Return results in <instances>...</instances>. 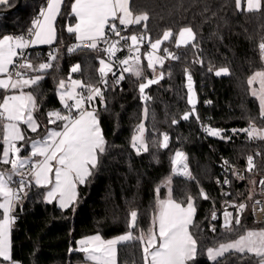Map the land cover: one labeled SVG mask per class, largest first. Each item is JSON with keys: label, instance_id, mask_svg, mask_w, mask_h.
<instances>
[{"label": "trees", "instance_id": "trees-1", "mask_svg": "<svg viewBox=\"0 0 264 264\" xmlns=\"http://www.w3.org/2000/svg\"><path fill=\"white\" fill-rule=\"evenodd\" d=\"M19 0H9L1 5L0 11L14 9ZM73 0H64L61 15L58 17L57 41L53 46L34 51L32 61L47 62L48 53L59 48L62 55L56 67L50 69L40 84L38 118L41 128L36 135L44 132L48 113L61 108L57 94L61 79L68 80L70 69L80 65L79 74L75 77L88 84L93 83L103 89L99 81V58L103 53L88 49L67 53V47L76 44L73 34L66 31L69 24H75L70 14ZM47 0H22L20 9L5 17H0V38L4 35H23L32 26V21L39 16ZM133 15L148 17L140 25H131L133 33L145 31L151 40L163 36L170 30L173 35L164 42L175 52L178 60L166 59L163 68L157 74L147 72L143 78L131 73H124L125 78L113 88L112 73L108 74L110 87L105 92L107 110L97 99L99 119L107 151L99 157L98 168L89 182L79 185L78 198L74 206L61 209L56 203L45 201V188L33 186L27 189V196L17 205L18 220L12 232L13 260L20 264H83L85 254L76 248L77 240L99 234L104 239H111L125 234L130 220V212H138V229L147 232L153 226L156 193L160 188V198H164L167 189L165 181H171L172 195L183 200L187 195L195 198L196 216L191 232L198 240V257L196 264H213L207 257V248L219 242L234 240L244 230L257 226L250 216L243 220L242 227L236 233L226 237L224 229L212 232L208 227L212 204L218 202V191L214 179L219 176V162L228 159L234 164L242 165L249 156L258 155L264 162V140L249 139L247 134L235 129H245L254 123L264 127L260 117V106L251 95L249 78L259 70H264V57L259 45L264 42V3L260 10L248 11L245 4L237 8L236 0H131ZM184 27L192 28L196 34L197 47H177L176 38ZM164 53V52H163ZM165 55V53H164ZM212 67L213 71L209 72ZM229 68V75L215 76V70ZM186 70L194 78L199 103L195 116L184 121L182 116L191 112L188 103ZM164 78L146 90L150 99L140 98L139 83L158 77ZM117 76L120 73H116ZM0 90V102L5 95ZM210 102V103H209ZM147 107L148 115H144ZM177 120L176 124L172 120ZM145 123V141L148 152L137 154L131 146V138L139 124ZM222 129L231 136L230 141L218 137L205 136L200 130L201 123ZM169 136V147L161 149L153 145L162 140V134ZM3 149V126L0 124V154ZM183 151L189 164V172L194 179L176 177L171 163L176 151ZM10 165L0 163V169ZM19 179H15L18 181ZM34 184V182H33ZM201 189L209 199L200 196ZM2 218V210H0ZM243 255V258L241 256ZM222 264H256L251 254H225ZM119 264H143L142 245L129 241L118 247ZM0 264L5 262L0 258Z\"/></svg>", "mask_w": 264, "mask_h": 264}, {"label": "snow or ice", "instance_id": "snow-or-ice-1", "mask_svg": "<svg viewBox=\"0 0 264 264\" xmlns=\"http://www.w3.org/2000/svg\"><path fill=\"white\" fill-rule=\"evenodd\" d=\"M9 0H0V5H7ZM64 0H47L46 7L41 8L39 16L32 21V26L23 35H4L0 38V89L7 93L14 90V94H5L0 102V124L3 126V149L0 154V163L10 165L11 170L0 172V258L9 264H20L13 260L11 236L14 226L18 220L16 208L18 204L27 196V189L33 186L40 188H51L45 193V201L52 203L53 200L59 201L61 209H67L72 206L77 198V186L85 185L89 178L93 176L98 168L99 157L107 151V142L105 140L99 113L94 107V102L99 99L100 105L107 110L105 92L110 87L107 79L108 74L112 73V87L122 81L124 73L134 71L137 78H143V71L139 68L140 49L147 43L151 51L147 52V67L153 72L156 66H164L165 59L178 60L180 57L175 52H170L167 47L163 49L164 56L156 55L161 49L164 41H168L173 33L168 30L163 33L162 39L151 40V37L145 31L139 34L122 35V31L127 32L129 26L140 25L142 21H147L146 15L132 18L129 10V0H73L70 5V14L75 18V24H69L66 31L74 34L78 42L67 47V53L73 54L82 51L87 42V47L98 54L103 53L104 58H99V81L103 89L89 82L83 83L78 79H71L66 83L61 79L58 83L57 94L63 106V110L50 111L48 123L56 124V128H48L46 134L36 140H29L26 131L30 130L36 133L40 128L33 113L39 110L37 97L40 95V84L48 74V70L54 69V61L58 62L62 53L59 48H53L48 53L47 62L33 65L25 50L33 45H52L57 41L56 21L61 13V7ZM237 8L240 7V0H236ZM261 8V0H247L248 11H258ZM118 21V24H117ZM120 26H123L121 28ZM114 35L119 39H111ZM196 34L192 28L184 27L179 32V38L176 46L196 48ZM123 41V45L121 44ZM128 49L129 54L118 63L123 67L117 76L114 71V63L117 53ZM264 55V42L259 45ZM19 58L20 62L17 61ZM11 66V70H10ZM135 66V70L134 67ZM31 70L34 75H28ZM80 71V65L76 64L71 69V73ZM213 69L209 68V72ZM215 76L229 75V68L221 67L214 72ZM15 76V79L13 78ZM188 81V103L192 105L191 112L184 113L182 119L189 120L190 115L199 120L196 113L194 102L192 75L186 70ZM164 78L161 72L158 77L147 79L146 82L139 83L140 98L143 101L150 99L145 90L153 84H157ZM259 81V89H253L251 95L257 97L260 106V117L264 119V70L256 71L249 78L248 84L252 85L254 81ZM25 89H31L25 91ZM18 91V94L16 92ZM71 101V103H69ZM210 103V102H209ZM144 115H148V109L145 107ZM57 121L62 123L57 124ZM173 124L177 120H172ZM21 125H26L22 129ZM206 134L210 137H218L221 140L230 141L231 136L224 133V130L213 128L207 125H201ZM244 132L249 139L264 140V128H257L254 123L245 129L233 130V135ZM162 140L158 143L153 141V145L161 149L169 147V136L162 134ZM24 142V143H19ZM19 144V146H18ZM26 145L30 147L27 156L21 153ZM131 146L137 154L141 151L148 152L149 146L145 141V125L139 124L135 134L131 138ZM40 158L33 162L32 158ZM187 157L183 151H176L171 161L173 173L176 175L187 176L194 179L191 173L187 171ZM228 165V161H224ZM31 165L32 179H25V173L21 170ZM254 167L253 158L248 157L247 171ZM228 168H225L224 185H230L231 181L227 177ZM232 174L238 175L235 169ZM54 175V180H53ZM14 176H19L18 187H10V184L16 183ZM243 177H241L242 179ZM34 180V184H33ZM168 184L171 181H167ZM217 183H220L218 180ZM264 185V180L260 182ZM160 188L155 189L156 204L153 217V227L147 232L140 231L139 235H134L133 230L138 229V212H130L128 222L129 230L125 234L117 236L115 239H102L97 234L87 239L80 240L78 248L70 249L86 254V260L92 264H117V245L137 240L142 245L143 264H196L198 257V240L190 231L193 225V218L196 213L195 198L187 195L183 200H177L172 195V189L168 188L166 198H160ZM231 195V193H225ZM200 196L207 200V193L202 189ZM251 199V196H249ZM228 204V201H225ZM259 204L260 201H255ZM235 209V218L233 213L225 210L223 213V228L226 237L236 233L237 228L242 227L241 215L246 205L244 203L231 204ZM217 218L216 213L212 214V219ZM158 225V231L154 227ZM211 231H215L213 225ZM251 254L256 258V264H264V228L259 230H244L234 240H226L207 248V259L213 264H222L221 258L225 254L235 255ZM243 258V255L241 256Z\"/></svg>", "mask_w": 264, "mask_h": 264}, {"label": "built area", "instance_id": "built-area-1", "mask_svg": "<svg viewBox=\"0 0 264 264\" xmlns=\"http://www.w3.org/2000/svg\"><path fill=\"white\" fill-rule=\"evenodd\" d=\"M123 28V26H120ZM132 27L129 26L127 32L122 31V35H131L133 32L131 31ZM136 34H139L136 33ZM111 39H119L118 37H115L114 35L111 36ZM121 44L123 45V41H121ZM149 50V46L147 43H145L141 49H140V57L142 58L144 56V53ZM26 54L29 56L30 60H32L34 54L42 55L43 52L38 50L34 51L32 48H28L25 50ZM129 51L127 48H125L123 51H119L117 53L116 61H110L114 63V71L116 73H120L121 68L123 67L118 63L119 59H123L126 56H128ZM262 54V50H261ZM264 57V55H262ZM17 61L20 62L19 58H17ZM212 68V67H210ZM21 71V70H20ZM75 74H79V72H76ZM15 79V76L13 77ZM207 125L205 122L201 123V125ZM200 125V130L203 133V135L207 136L206 132ZM208 126V125H207ZM253 158V164L254 167L251 171H247L248 168V159L246 162L242 165H237L229 161L228 159H222L218 166H219V176L214 179V185L218 191V202L215 200L212 204V210L210 214V218L208 221V227L211 230L212 226H215V231L217 232L219 229L223 228V222L224 217L223 213L225 210L230 211L233 213V218H235V209L231 207V204H240L244 203L246 205V208L244 212L241 215V225L243 223V220L246 216H250L252 221L257 226H264V185H262L260 182L264 180V162H260L258 160V155H251ZM35 159H33V162ZM224 161H228V165L224 164ZM187 164V171L189 172V164L187 160L185 161ZM225 168H228L229 171L227 172V177L231 181L230 185H224L223 180L225 178ZM232 169H235L238 175L232 174ZM25 173V179L27 175L31 174V165L26 166L23 171ZM174 174V173H173ZM176 177H186L181 175H176ZM241 177H243L241 179ZM220 181V183H217V181ZM18 181L16 183H12L11 187H18ZM206 193V192H205ZM225 193H231V195H225ZM249 196H251V199H249ZM259 200L260 203L256 204L255 201ZM225 201H228V204L225 203ZM216 213L217 218L215 220L212 219V214ZM213 232V231H212Z\"/></svg>", "mask_w": 264, "mask_h": 264}, {"label": "rangeland", "instance_id": "rangeland-1", "mask_svg": "<svg viewBox=\"0 0 264 264\" xmlns=\"http://www.w3.org/2000/svg\"><path fill=\"white\" fill-rule=\"evenodd\" d=\"M263 0H261V2H262ZM243 4H245V6L247 7V0H240V7L243 5ZM163 38V36L162 37H160V38H158V39H162ZM178 38H179V35L177 36V38H176V42H177V40H178ZM156 39H154L153 41H155ZM164 42H166V41H164ZM164 42L162 43V45H161V49H160V51L158 52V53H156V55H160V56H164V53H163V46H164ZM180 47H184V46H180ZM149 51H151V49H150V47H149V50H147L145 53H144V56L140 59V62H139V68L143 71V73H144V75L147 73V72H151V73H153V74H157V72L159 71V68H160V66L159 65H157L156 66V70H155V72H153L151 69H148V67H147V58H146V53L147 52H149ZM15 59H17V58H15ZM31 62L33 63V65H38L39 63H37V62H34V61H32L31 60ZM110 62V61H109ZM165 62H166V59H165V61H164V64H165ZM134 67V70H135V66H133ZM21 71H27V74L28 75H34V74H37V73H33L31 70H21ZM49 71V70H48ZM260 71V70H259ZM129 73H131V74H133L134 75V71L133 72H129ZM74 74V73H73ZM72 73L70 74V76L69 77H71V79H78L77 77H75L74 75H73ZM254 75V74H253ZM252 75V76H253ZM135 76V75H134ZM251 76V77H252ZM136 77V76H135ZM250 77V78H251ZM78 80H80V79H78ZM83 82V81H82ZM66 83H70V80L68 79V80H66ZM259 81L258 80H256V81H254V83L252 84V85H250V91L252 92V90L253 89H256V90H258L259 89ZM12 94H14V93H12ZM59 97V96H58ZM254 97V96H253ZM256 99H257V101H258V103H259V100H258V98L257 97H255ZM69 103H71V101H69ZM94 107L96 108V110L98 111V108L96 107V105L94 104ZM55 110H63V106H62V104H61V108H59V109H55ZM52 111H54V110H52ZM63 111H66V110H63ZM33 115H34V113H33ZM36 116V115H35ZM34 116V117H35ZM37 117H38V115H37ZM37 117H35V119L37 120V122L39 123L40 121L38 120V118ZM60 123H62V122H60V121H57V124H60ZM144 125H145V123H144V121L142 122ZM39 125H40V128H41V124L39 123ZM24 126H25V128H24ZM57 127V125L56 124H49L48 123V121H47V123L44 125V132H41V133H38V134H36V135H30V133L31 134H33L30 130H27L26 131V135H27V137L29 138V140L31 141V140H36V139H40V138H42L45 134H46V132H47V129L48 128H56ZM21 128L22 129H26L27 128V126L26 125H21ZM40 128L38 129V131L40 130ZM257 128H259V127H257ZM264 128V127H263ZM37 131V132H38ZM145 131H146V129H145ZM36 132V133H37ZM19 143H24V142H19ZM18 146H19V144H18ZM29 152H30V147H28L27 145H26V147H25V149L22 151V153H21V155L22 156H27L28 154H29ZM32 159H35V160H37V159H40V158H32ZM11 170V166L9 167V168H7V169H0V172H7V171H10ZM21 171H23V169L21 170ZM18 176H14L13 177V179H15V178H17ZM26 178L27 179H29V180H31L32 179V177H31V174L30 175H27L26 176ZM53 180H54V175H53ZM170 180V179H169ZM169 180H167V181H169ZM167 181H165V183L163 184L164 185V187H166V189H167V194H166V196L164 197V198H166L167 197V195H168V188L170 187L171 188V184H168L167 183ZM33 182H34V180H33ZM10 187H11V184H10ZM78 187H79V185L77 186V198H78ZM51 188V185H49L48 186V188H45L46 189V192L49 190ZM77 198H76V201H75V203L72 205V206H74L75 204H76V202H77ZM0 202H3V197H0ZM52 203H56L58 206H59V201H58V199L57 200H53V202ZM72 206H70V207H72ZM69 207V208H70ZM195 216H196V213H195ZM195 216H194V218H193V223H194V220H195ZM153 227V226H152ZM261 228H264V226L263 227H255V228H252L251 230H259V229H261ZM154 230H156V231H158V225L157 226H155L154 227ZM190 231H191V227H190ZM94 235H97V234H93V235H90V236H87V237H84V238H81V239H79V240H77V242L78 241H80V240H82V239H85V238H88V237H91V236H94ZM101 236V235H100ZM102 237V236H101ZM116 237H114V238H111V239H115ZM102 239H104L103 237H102ZM105 240H108V239H105ZM12 242V241H11ZM118 249V248H117ZM117 252H118V250H117ZM86 255V254H85ZM2 259V258H1ZM5 262V261H4ZM18 262V261H17ZM87 263V262H86ZM5 264H9V262H5ZM85 264V263H84ZM87 264H92V262H88ZM117 264H118V256H117Z\"/></svg>", "mask_w": 264, "mask_h": 264}, {"label": "crops", "instance_id": "crops-1", "mask_svg": "<svg viewBox=\"0 0 264 264\" xmlns=\"http://www.w3.org/2000/svg\"><path fill=\"white\" fill-rule=\"evenodd\" d=\"M130 2H131V0H129V10H130V12H131V8H130ZM263 3H264V0L261 2V7H262V5H263ZM64 4V3H63ZM1 6V5H0ZM45 7H46V5H45ZM62 7H63V5H62ZM62 7H61V11H62ZM132 13V12H131ZM59 17V16H58ZM132 18L134 19L135 18V16L133 15V13H132ZM57 20H58V18H57ZM56 23H57V21H56ZM117 24H118V21H117ZM74 25V24H73ZM56 29H57V27H56ZM74 35V34H73ZM56 43V41L52 44V45H33V46H30L29 48H32V49H41V48H45V47H50V46H53L54 44ZM76 43H78L77 41H76ZM87 44V42H85V45ZM10 70H11V66H10ZM0 78H5V77H3L2 75H0ZM0 90H2V89H0ZM31 89H25V91H30ZM12 93H14V90H9L6 94H9V95H11ZM16 94H18V91L16 92ZM36 115V116H35ZM37 115H38V111H35L34 112V116L35 117H37ZM38 118V117H37ZM38 120H39V118H38ZM40 123V122H39ZM24 128H25V126H24ZM18 179H19V176L17 177ZM17 178H15V179H17ZM15 179H13L14 181H15ZM89 238V237H88ZM85 239H87V238H85ZM82 240H84V239H82ZM120 245V244H119ZM119 245H117V248L119 247ZM79 247V244L78 243H76V248H78ZM118 250V249H117ZM85 254V253H84ZM117 256H118V252H117ZM85 257H86V255H85ZM86 262L88 263V262H90V261H87L86 260ZM85 262V264H87ZM84 264V263H83ZM119 264V263H118Z\"/></svg>", "mask_w": 264, "mask_h": 264}, {"label": "water", "instance_id": "water-1", "mask_svg": "<svg viewBox=\"0 0 264 264\" xmlns=\"http://www.w3.org/2000/svg\"><path fill=\"white\" fill-rule=\"evenodd\" d=\"M21 5H22V0H19L18 1V4H17V6L14 8V9H11V10H9V11H0V17H5V16H8V15H10V14H12V13H15V12H17L19 9H20V7H21ZM191 74V73H190ZM162 79H160L159 80V82L161 81ZM158 82V83H159ZM157 83V84H158ZM153 85H155V84H153ZM153 85H151V86H153ZM150 86V87H151ZM186 86H188V81H187V79H186ZM192 86H193V94H194V102H195V105H196V107H197V105H198V103H199V97H198V94H197V90H196V86H195V81H194V78H193V76H192ZM148 89V88H147ZM146 89V90H147ZM187 89H188V87H187ZM146 90H145V92H146ZM188 95H189V93H188ZM192 106V105H191ZM195 111H196V109H195ZM190 113V112H189ZM192 115H190V117H191Z\"/></svg>", "mask_w": 264, "mask_h": 264}]
</instances>
